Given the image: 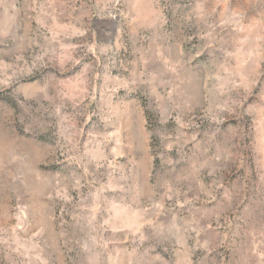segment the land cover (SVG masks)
<instances>
[{
	"label": "rangeland",
	"instance_id": "374dc122",
	"mask_svg": "<svg viewBox=\"0 0 264 264\" xmlns=\"http://www.w3.org/2000/svg\"><path fill=\"white\" fill-rule=\"evenodd\" d=\"M0 264H264V0H0Z\"/></svg>",
	"mask_w": 264,
	"mask_h": 264
}]
</instances>
